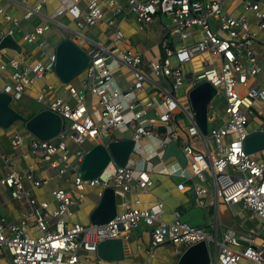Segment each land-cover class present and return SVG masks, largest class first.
Masks as SVG:
<instances>
[{
	"label": "built area",
	"instance_id": "1",
	"mask_svg": "<svg viewBox=\"0 0 264 264\" xmlns=\"http://www.w3.org/2000/svg\"><path fill=\"white\" fill-rule=\"evenodd\" d=\"M26 1L20 3L21 18L0 6L2 20L11 24L10 28H0V40L5 35L13 36L14 30L20 31L22 19L40 15L48 4V0H35L32 5ZM58 1L53 14L45 17L49 21L67 17L74 23L77 30L71 31L75 43L88 55L89 62L83 71L82 87L68 89L72 102L55 97L43 106L63 119L60 133L50 140L32 136L23 149L24 137L15 132L11 146L23 150L0 153V185L28 207L27 213L15 221L0 217V248L9 253L12 264H102L90 256L96 254L97 244L107 238L125 242L141 223L150 229L151 248L171 243L180 253L179 246L187 248L205 242L209 264H264V156H257L264 148L252 153L244 149L249 135H264V119L251 124L263 112L258 104L264 105V3L241 0L242 12L235 14L225 8L230 0H85L84 7L81 0ZM124 14L133 16L142 29L163 17L170 20L166 35L159 41V54L145 65L142 53L129 45L117 23ZM99 22H105L110 29L107 44L91 43L78 31ZM48 29L46 22L38 24L24 31L22 40L42 48L44 42L39 38ZM195 30L201 36L193 39ZM172 37L182 41L190 38L191 42L173 47ZM203 53L209 59L203 61L201 70L186 72L185 65ZM4 56L1 49L0 73L9 71L1 91L9 94L12 101L21 100L29 85L52 72L55 62L54 52L43 53L34 62ZM122 67L130 72L124 87L115 76ZM162 78L172 91L154 81ZM201 82L215 89L211 103L216 94H222L224 99L222 123L206 133L195 122L188 97ZM147 86L151 89L141 99ZM184 87L185 101L179 97ZM49 90L51 85H43L35 101L43 103ZM178 116L189 120L181 133L175 124ZM178 135L181 144L176 141ZM126 138L133 141V146L124 165L111 157L98 177L79 175L85 155L96 144ZM173 142L186 159L184 167L176 160L167 162L163 158ZM48 171L55 174L38 177ZM153 172L180 176L184 180L177 184L178 190H185V181H191L189 188L198 206L206 204L208 183L216 202L250 212L261 221L260 229L229 231L215 218L207 232L202 226L181 221L177 212L172 222L161 220L163 199L140 207L138 198L128 197L132 191L147 193L154 185ZM53 177L69 183L70 188H52V202L38 200L26 185L28 181L42 188ZM106 188L113 190L122 211L100 225L72 220L75 207L84 203L88 190L92 189L99 200Z\"/></svg>",
	"mask_w": 264,
	"mask_h": 264
},
{
	"label": "crops",
	"instance_id": "2",
	"mask_svg": "<svg viewBox=\"0 0 264 264\" xmlns=\"http://www.w3.org/2000/svg\"><path fill=\"white\" fill-rule=\"evenodd\" d=\"M21 1L22 0H0V6H2L7 12L13 13L14 15L21 18V14L23 12V8L20 5ZM34 2L35 0L26 1L28 5H32ZM84 4L85 0H81L80 5L84 7ZM58 5V0H48V4L41 10L40 15H35L28 20L22 19L20 24L22 29L20 31L14 30L13 33V36L21 46V51L17 53L11 49H2L5 55L4 58H6L7 56H15L18 57L21 61L34 62L42 58L43 53L48 54L54 52V45L62 38H70L74 41L75 34L72 33L71 30L77 29L74 23L71 22L67 17L55 18L51 21L47 20V18L45 17L48 15L51 16ZM109 15L110 13L107 11L106 16ZM56 21L60 22V24H63L64 26H67V28L62 27L60 24H57ZM45 22L49 25V29L44 33V35L39 38L40 41L44 42L42 48H39L37 44H26L22 40V34L24 31L32 30L36 25L43 24ZM117 23L120 29L124 31L129 45L142 53L144 65L147 64L150 59H154L157 57L160 50L159 41L166 35L167 32V24L164 20V17L162 18V20H155L143 29L140 28L139 24L133 16L126 14L117 18ZM10 27L11 24L3 21L0 16V28L7 29ZM78 31L84 34L91 43L107 44L110 40V29L106 26L105 22H99L95 26L84 27ZM200 36L201 35L199 34V32L195 30L193 39H196L197 37L199 38ZM74 42H76V40ZM190 42V38L186 39L185 41H182L177 37H172L170 39V43L173 47H177L182 43ZM207 59H209V55L207 53H203L196 56L193 60L196 64L199 65V68H202L203 61ZM185 67L186 72L191 70L196 71V68L193 65V61L186 64ZM8 73L9 71L0 73V91L4 82L8 80ZM115 76L120 87L126 86L128 84V81L130 80V72L125 67L117 70L115 72ZM83 80L84 74L83 76H77L69 83H63L52 71L48 73L43 80L36 81L33 84L29 85L22 99L29 104L30 102L31 104H33L30 113L34 114L38 110L44 109L43 106L55 97H60L66 101L72 102V99L68 94V89L70 86L81 88ZM154 81L160 85H163L161 84L160 79H154ZM43 85H51L52 90H49L45 94L43 103H38L35 101V98ZM150 89L151 86L146 87L144 93L140 96L141 99L146 96L147 91H149ZM183 89V95H185L187 88L184 87ZM258 105L263 112L259 115V117L252 120L251 124L256 123L259 118L264 119V105ZM208 107L212 108L211 103ZM179 117L181 116L175 118V124L178 128V131L181 133L189 124V120L185 118L187 122L183 123V121ZM207 122L212 126H216L208 119V113ZM19 123L20 122H18V124L16 125L13 124L9 128L0 127L1 154L18 153L21 150L27 148V142L32 137V135H30L24 129L23 124H21L22 122L20 124ZM15 132L21 133L24 137L25 144L23 146V149H13V147L11 146L10 139L12 134ZM177 138V143L181 144L179 135ZM257 156H264V152L263 154H257ZM174 160L176 159L172 156L166 159L167 162ZM28 161H31V158L28 159ZM154 162L157 163L158 160H154ZM50 172L52 171L42 172L38 174V177L53 176V174H51ZM1 174L2 170L0 169V176ZM151 177L154 180V185L150 187L147 193L132 191L130 194H128V197L130 199L138 198L140 201V207L150 206L155 202L157 198L163 199L165 202V206L164 213L161 216V220L165 222H172L175 219V212H177L181 221H184L192 226H202L206 230L210 228L209 226L211 222L215 220V218H217L222 228L227 227L228 229L236 232H238L239 230H255L250 229V227L255 223V220L257 221V224H254L255 226H253V228L258 227V230L262 225L261 221L257 217L251 216L250 212L242 210L239 206H228L221 202H216L211 186L208 183H205V186L209 189L208 194H206V196L204 197L206 204L204 206H198L194 192L191 188H189L191 181H185V184L187 185V188L185 190H178L176 187L177 184L184 180L178 175H168L164 173L158 174L156 172H153L151 174ZM26 185L31 188L32 193L38 200H48L51 202L52 198L50 195V190L56 186H67L64 183H61L57 177H53L50 183L42 188H35L28 181L26 182ZM87 192L88 195H86L84 203L75 207V213L72 218V220L78 221L82 224L90 223L89 213L96 205V200L90 199L88 197L91 195V192H93V190L90 189ZM117 202H119L118 199ZM218 209L227 211V214L224 215V218L226 220H222L221 216L218 213ZM27 210L28 207L24 201L13 199L10 196L8 190L4 186L0 185V217H4L8 221H15L25 215L27 213ZM189 210L193 211L188 212ZM118 211H122V207H117V212ZM185 218L194 219L196 224L190 223ZM30 221L31 219H29V222ZM247 223H249L250 225H248ZM241 243L245 245L246 242L242 240ZM178 248L180 249V253H177L175 251L176 246L171 243H166L155 248H151L150 229L148 227L146 229L143 227L140 228L139 225L137 228L133 229L130 232L129 240L124 242L125 257L123 260L106 262L99 259L96 254L90 256L92 259L99 260L102 264H177L180 255L186 249L182 246H179ZM0 264H12L10 255L4 248H0Z\"/></svg>",
	"mask_w": 264,
	"mask_h": 264
},
{
	"label": "water",
	"instance_id": "3",
	"mask_svg": "<svg viewBox=\"0 0 264 264\" xmlns=\"http://www.w3.org/2000/svg\"><path fill=\"white\" fill-rule=\"evenodd\" d=\"M259 1V0H255ZM11 49L19 53L21 46L12 35H5L0 40V50ZM55 62L53 72L63 83H69L79 76L88 65L89 57L70 38H62L54 45ZM215 94V89L208 82H201L189 94V101L194 112V120L203 133L212 125L207 122L208 106ZM11 96L0 91V127L9 128L15 122H22L24 129L39 140L55 138L62 129L63 119L60 115L48 109H41L31 117L26 118L10 106ZM133 141L129 138L96 144L84 157L79 175L83 178L98 177L111 157L119 165H124L132 150ZM264 148V135L255 133L249 135L244 142V149L252 153ZM174 157L184 167L186 159L178 144L173 142L166 148L164 159ZM117 213V200L111 188L103 190V194L89 215L91 224L107 223ZM247 245V243H245ZM96 255L99 259L121 261L125 257L124 242L121 238H107L96 246ZM210 256L205 242L188 246L180 255L177 264H209Z\"/></svg>",
	"mask_w": 264,
	"mask_h": 264
},
{
	"label": "rangeland",
	"instance_id": "4",
	"mask_svg": "<svg viewBox=\"0 0 264 264\" xmlns=\"http://www.w3.org/2000/svg\"><path fill=\"white\" fill-rule=\"evenodd\" d=\"M241 0H230L229 2H227L225 4V8L228 9V10H234V13L237 14V13H241L242 12V8H241V4H240ZM262 3H264V0H261ZM237 9V10H236ZM164 20L166 21V24L169 25L170 24V20L168 18H165L164 17ZM36 23V21H35ZM193 65L195 66L196 68V71H200L201 68H199V65L195 63V61L193 60ZM201 67V66H200ZM184 70L186 71V67L184 68ZM79 76H83V73H81ZM161 81V84H163L164 86H166L170 91H172V88L170 86V84L168 83L167 80H164V79H160ZM179 97L181 100H184L185 101V95L184 94V89L181 88L180 89V92H179ZM10 106L12 108H14L16 111H18L19 113H21L22 115L24 116H27L30 114L31 112V108L33 107V104H30L28 102H26L25 100L21 99V100H13L11 103H10ZM211 107L212 108H209L208 107V119L210 120V122H213L215 125H220L223 121V117L225 116V113H224V99H223V96L222 94H216L212 100V103H211ZM183 123H186L187 121L185 120V118L183 117H179ZM21 123V122H20ZM19 123V124H20ZM15 125L18 124V122H15L14 123ZM22 124V123H21ZM106 138V136H105ZM67 143H70L69 141H67ZM263 154L262 151H259L257 154ZM51 174H55V172H50ZM69 177H71V175H68ZM63 182L64 181V178L62 179ZM67 184V188H70V185L69 183L65 182ZM88 193V192H87ZM88 195V194H87ZM90 199H93V200H98V197L96 195V193L93 191L91 192V195L88 196ZM87 197V198H88ZM193 210H189L188 212H191ZM218 213L219 215L221 216L222 220H226L224 218V215L227 214V211L225 210H221V209H218ZM91 213V212H90ZM89 213V215H90ZM187 219L190 223L192 224H196V222L194 221V219L192 218H185ZM88 223H85V225H87ZM248 225H250L249 223H247ZM254 224H257V221L255 220V223ZM252 225L250 227V229H255V230H252L253 232L257 231V228H253V226L255 225ZM143 227V228H147V226H145L144 224H140V228ZM149 228V227H148ZM208 229V227H207ZM225 230H229L227 227L224 228ZM210 230V228L207 230V232ZM230 231V230H229ZM262 236L264 237V230L262 231Z\"/></svg>",
	"mask_w": 264,
	"mask_h": 264
},
{
	"label": "trees",
	"instance_id": "5",
	"mask_svg": "<svg viewBox=\"0 0 264 264\" xmlns=\"http://www.w3.org/2000/svg\"><path fill=\"white\" fill-rule=\"evenodd\" d=\"M33 115V113H30L28 116H26V118H29ZM23 124V123H22Z\"/></svg>",
	"mask_w": 264,
	"mask_h": 264
}]
</instances>
